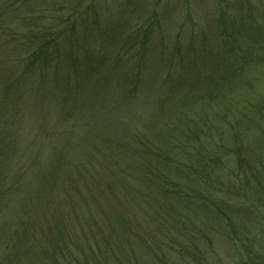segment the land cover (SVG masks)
<instances>
[{"label": "trees", "instance_id": "trees-1", "mask_svg": "<svg viewBox=\"0 0 264 264\" xmlns=\"http://www.w3.org/2000/svg\"><path fill=\"white\" fill-rule=\"evenodd\" d=\"M96 1L13 0L6 12L0 6V55L18 58L7 60L0 74V264H47L48 256H38L42 240L35 227H51L54 200L85 198L79 212L78 198L62 209L53 205L57 217L70 216L71 227L74 218L122 227L127 213L119 214L115 203L131 193L150 199L155 185L166 219L218 227L210 228L213 236L228 232L231 241L249 244L233 219L244 212L220 195L217 168L229 157L226 147L235 151L240 171L248 152L264 151L261 1L226 0L216 20L188 39L178 36L173 49L162 47L164 68L152 81L153 29L126 32L119 21L117 31H105ZM6 27L19 38L4 45ZM39 77L51 82L38 87L33 78ZM146 89L150 103L143 99ZM82 129L87 134L79 139ZM94 200L105 209L102 220L88 211ZM57 247L52 264H70L67 247Z\"/></svg>", "mask_w": 264, "mask_h": 264}, {"label": "rangeland", "instance_id": "rangeland-1", "mask_svg": "<svg viewBox=\"0 0 264 264\" xmlns=\"http://www.w3.org/2000/svg\"><path fill=\"white\" fill-rule=\"evenodd\" d=\"M225 1L97 0L94 4V10L101 24L104 21L105 31L108 28L110 33L118 30L119 26L116 22L119 21H121L122 28H127L126 32L130 29L138 30L141 26L145 27V30L153 29L154 40L149 54V72L147 75L152 81L153 75L158 69L164 68L159 60L162 47H166L168 50L173 49V45L180 37L188 39L191 35L198 33L199 28L205 27L216 20L224 7ZM250 1L255 5L261 1L264 6V0ZM13 5V0L0 1L2 12L8 11ZM89 20L92 22L96 19L91 18ZM260 21L261 24L264 19ZM6 31H9V35L6 33L7 38L2 39V44H12V40H17L12 37L19 38L18 35L14 36V33L18 34L16 30L15 32L9 29ZM129 35L132 34H126V36ZM182 42H184L183 44L187 43L184 39ZM138 43H140V40H138ZM14 46L8 48V50L16 48V45ZM136 53L137 51H132L127 57L132 58V55ZM8 56L3 57L0 55V74L3 73L7 60L13 62L12 58H14L15 62L18 61V58H8ZM110 67L119 69V65L115 66L113 62ZM121 67L123 66L121 65ZM110 78L113 82H116L115 76H110ZM33 82L40 87L44 82L50 83L51 79L41 80V77H39L38 79L33 78ZM148 91L146 89L143 99L150 103L151 99L148 100ZM47 105L49 103L45 106ZM77 132L79 133V139H84L87 134L84 129ZM230 148L223 149V151L227 149L224 154L229 157L217 168L220 177H223V184L217 187L222 192L220 195L224 196L225 201L230 203L236 209L235 211L240 210L242 214L244 212V215L234 216L233 219L238 228L242 230L240 238L243 241H247V238H249L251 243L233 242L229 239L228 232L226 235L225 232H214L216 235L213 236L210 228L213 232L219 230L218 227H201V229L189 226L182 227L176 222H171V219H166L167 217H164L161 213V207L158 206V203H160L159 196L162 197L158 191H162V189L155 185L154 188L159 190H154L150 199L145 197L138 201L135 199V195L131 193L129 197L126 196L120 202L115 203L118 210L121 211L119 214L127 213V221L125 224L123 223L124 226L122 227H120V224L112 227L109 222L105 227H98L94 224L91 225L90 221L84 222L83 219L76 218L72 220L75 227H71L70 216L64 214L65 217H57L53 205L62 209L68 204H74L76 202L75 198H78L77 201L81 205L78 207L79 212L86 206L85 198L77 195L74 200L69 199L70 201L67 203L54 200L49 213H47L51 227H35L37 230L36 238L39 237L38 239L42 240L37 245L39 247L38 256L41 258L48 256L49 260L46 263L52 264L60 256V250L57 246L61 248L66 246L70 252L66 256H70V254L72 256L66 257V261L70 264H264L263 147L261 150H256L254 154L248 152L245 155L247 167L245 165L241 166L243 172L240 171V168L237 169L238 158L235 151ZM260 153L262 157L258 158L257 156ZM182 160L185 166L190 164L186 157H183ZM247 176H249L250 183L244 182ZM236 177L241 182L234 184ZM210 185L214 186V184ZM202 198L205 199V196ZM153 202H156V204ZM42 203L47 207V199H44ZM97 203L100 204L101 201L94 200L88 211L93 212L95 210V212L101 213L102 220L105 209H101V206L97 207ZM107 204L108 202L104 203V207ZM115 205L111 210L113 216L118 214ZM244 209L249 213L256 212L257 217L252 214L254 217L252 218L248 212L245 213ZM101 210L102 212H100ZM40 216L45 217L42 213ZM88 217L93 218L94 216ZM239 218L243 220L240 221ZM236 219L239 220V223ZM57 222L60 227H53ZM251 225L255 227H251ZM251 229L253 230L252 233L246 232V230L250 231ZM19 233L20 231H15L18 238ZM257 241L258 244H256ZM22 247L24 248V246Z\"/></svg>", "mask_w": 264, "mask_h": 264}]
</instances>
